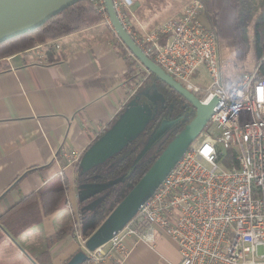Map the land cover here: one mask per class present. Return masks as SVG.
<instances>
[{"label":"crops","instance_id":"0c3cea01","mask_svg":"<svg viewBox=\"0 0 264 264\" xmlns=\"http://www.w3.org/2000/svg\"><path fill=\"white\" fill-rule=\"evenodd\" d=\"M179 11L139 0L128 18L134 30L146 32ZM51 42L59 49L37 43L0 59V218L6 214L0 223L7 230L0 227V264H40L45 251L50 264H65L81 251L72 234L47 246L56 231L85 218L79 213L75 159L144 89L137 88L142 66L134 65L105 22ZM30 195L34 199L25 201ZM24 211L36 220L18 226L22 221L15 214ZM179 261L176 243L156 232L152 247L139 241L123 262L102 264Z\"/></svg>","mask_w":264,"mask_h":264},{"label":"built area","instance_id":"2783aa9c","mask_svg":"<svg viewBox=\"0 0 264 264\" xmlns=\"http://www.w3.org/2000/svg\"><path fill=\"white\" fill-rule=\"evenodd\" d=\"M86 1L111 27L104 1ZM111 1L126 32L152 62L199 101L216 98L217 104L206 124L209 132L190 144L153 195L106 244L88 252L78 218L72 220V236L86 253L85 264L123 262L137 242L152 247L156 232L176 243L178 264H264V77H257L264 55L251 73L231 78L239 86L233 97H224L221 84L227 87L230 79L217 34L203 21L202 0H187L177 14L146 32L132 29L128 20L139 0ZM44 48L59 45L49 42ZM128 57L132 59L129 52ZM200 66L210 81L206 88L191 81ZM140 69L137 88L149 74Z\"/></svg>","mask_w":264,"mask_h":264},{"label":"water","instance_id":"95a60500","mask_svg":"<svg viewBox=\"0 0 264 264\" xmlns=\"http://www.w3.org/2000/svg\"><path fill=\"white\" fill-rule=\"evenodd\" d=\"M78 1L81 0H0V42L35 30ZM103 1L111 27L123 46L148 73L153 74L168 89L174 91L190 104L194 109V116L168 142L140 180L114 207L99 227L86 239L85 249L88 252H93L106 244L114 234L121 231L136 215L141 205L153 195L190 144L200 135L217 104L216 98L211 99L208 103L199 101L196 96L175 82L159 66L152 62L135 44L122 26L115 13L112 1ZM145 90L139 91L128 102L126 108L116 121L82 154L77 163V177L84 175L91 169L97 168L107 160L120 154L129 143L135 141L146 130L156 114H153V108L149 104L141 102L142 94ZM147 95L150 96L149 94ZM176 121L161 122L160 126L145 141L136 158L131 163V167H134L147 154L150 148ZM125 180V174H123L103 183L77 184L78 204L86 203L94 196L105 192L86 206V210L93 212L103 203L111 189L117 186L115 190L117 192L122 188ZM80 214L81 216L84 214L82 208H80ZM86 260L87 256L85 252L79 251L65 264H83Z\"/></svg>","mask_w":264,"mask_h":264},{"label":"trees","instance_id":"16d2710c","mask_svg":"<svg viewBox=\"0 0 264 264\" xmlns=\"http://www.w3.org/2000/svg\"><path fill=\"white\" fill-rule=\"evenodd\" d=\"M202 1L205 8L204 16L209 24L208 26L215 30L220 41V45L229 52L234 59L235 65H239L246 60L250 46H253L255 60L256 62H259L264 55V0ZM101 22V14L90 6L86 0L78 1L35 30L0 42V59L29 49L37 43H44L48 40L61 38L98 25ZM135 63L137 64L138 62L134 60V65ZM131 65V72H133V64ZM257 77H264V64L260 67ZM145 86L147 89L148 86H154L157 92L160 90L163 94L168 96L169 99H171L172 94L175 93L174 91L168 89L164 83L150 73L147 75L142 84V87ZM116 119L111 123V125L116 121ZM148 131H151V129L149 128ZM149 135H151V133ZM169 141L170 139L160 143L153 150V152L146 157V159L132 168L130 166L131 154L129 152H125L124 150V152H122V154L118 157V163L116 165H112L113 167L111 169H99L101 173L94 176L95 181L103 183L126 173V184L129 186V189L124 191L121 197L117 194L115 195L114 201H107L108 203L98 207L94 213L89 215L90 218L87 216L89 219L85 217L82 218L83 220H80L83 224L86 223V230L84 231L81 228V233H84L82 234L84 237H89L99 227L114 207L150 168ZM85 176H87V174L82 177H77V183L82 181L85 182ZM34 197V195H30L25 201L32 200ZM29 211H24L23 213L17 212L15 214V218H21L22 221H16V223L19 222L18 226L24 227L25 223H32L33 220H36V218L34 219L35 214ZM5 218L6 214L0 219L2 220ZM0 227L5 232L7 231L4 224L0 223ZM69 234H73L72 226H70V228L56 231L50 238H48L47 246L51 247L54 243L61 241ZM40 264H50L48 251L43 252L41 255Z\"/></svg>","mask_w":264,"mask_h":264},{"label":"flooded vegetation","instance_id":"af4514ba","mask_svg":"<svg viewBox=\"0 0 264 264\" xmlns=\"http://www.w3.org/2000/svg\"><path fill=\"white\" fill-rule=\"evenodd\" d=\"M141 98V102L149 104L153 108V114H156L154 117L153 121L149 124V126L146 128V130L133 142L129 143L127 147H125L120 154L116 155L115 157L107 160L104 164L98 166L95 169H91L89 172L85 173V182H79L77 184H82V183H102V182H97L95 181V175L101 173L99 171L100 168H106V170L111 169L113 166L118 163V157L122 154V152H129L131 154V163L133 160L136 158L137 154L139 153L140 149L142 148L143 144L145 141L152 135V133L160 126L162 121H175L177 120L172 127H170L167 132L150 148V150L147 152V154L140 159L134 166L138 165L140 162H142L146 157H148L151 152L162 142L172 139L194 116V109L193 107L188 104L183 98H181L179 95L176 93L172 94L171 99H169L168 96L163 94L160 90L156 93L155 87L153 89H150L148 91L147 88ZM160 91V92H159ZM149 94L150 96H148ZM153 94H156L158 97L152 96ZM157 98V99H155ZM151 129V131H148V129ZM151 133V135H149ZM130 163V164H131ZM131 166V165H130ZM132 168V167H131ZM105 172V171H103ZM90 174V175H89ZM125 178H126V173ZM121 174V175H123ZM82 175V176H84ZM119 175V176H121ZM80 176V177H82ZM118 176V177H119ZM126 185V180L123 183V187ZM122 187V188H123ZM117 186L113 187L108 194V196L105 198L103 203H101L100 206L105 204L109 199L113 198L115 195L118 194L119 191L114 192L116 190ZM122 188L120 190H122ZM105 192L101 193L100 195H96L93 198L89 199L86 203H82L79 205V213H80V208L83 209L84 214L83 216L87 217L90 214L94 213V211L100 207L98 206L93 212L90 210H86V206L96 200L99 196L103 195ZM113 195V197H112ZM110 202V201H109Z\"/></svg>","mask_w":264,"mask_h":264},{"label":"rangeland","instance_id":"374dc122","mask_svg":"<svg viewBox=\"0 0 264 264\" xmlns=\"http://www.w3.org/2000/svg\"><path fill=\"white\" fill-rule=\"evenodd\" d=\"M147 3H150V2H154L155 1V5L158 7V10H160V8H165V7H171L172 9H175V10H181L187 0H145ZM87 2V1H86ZM88 3V2H87ZM204 16V15H203ZM129 20V19H128ZM102 21H104L103 17H102ZM206 21V20H205ZM207 22V21H206ZM130 23V22H129ZM208 23V22H207ZM131 26V25H130ZM111 28V27H110ZM132 29H134L132 26H131ZM112 29V28H111ZM113 30V29H112ZM49 42H51V40H48L44 43H39V44H43V45H48ZM221 46V45H220ZM128 52V51H127ZM220 56H221V59L222 61H224V63L226 64L227 68H226V71H225V76L226 78L228 79H231L233 77H238L240 76L242 73H251L253 71V69L259 64L258 62H256L255 60V55H254V49H253V46H250V50H249V53L247 55V58L246 60L241 63V64H236L235 65V62H234V59L232 58V56L229 54V52L223 48L221 46V49H220ZM133 60H135L133 57H132ZM191 81L198 85L200 88H206L208 86V84L210 83L209 79H208V76L205 72V69L203 66H200L196 71L195 73L193 74V76L191 77ZM143 84V83H142ZM141 84V86H142ZM140 86V87H141ZM146 88V86L144 87ZM154 86H148V91L150 89H153ZM156 93H157V90H156ZM152 96L154 97H158L156 96V94H153ZM157 99V98H155ZM202 132L204 133H207L209 132V126L206 125L204 127V129L202 130ZM123 187V186H122ZM129 189V186L126 184L124 188H122V190H118V194H119V197L122 196L123 192L124 191H127ZM116 192V191H114ZM113 197V195H112ZM115 199V196L111 199H109L110 202L114 201ZM89 217V216H88ZM87 217V218H88ZM90 218V217H89ZM88 218V219H89ZM78 226L80 228V231L82 230H86L85 227H86V223H82V222H79V219H78ZM82 228V230H81ZM82 234H84L82 232ZM84 237V236H83ZM85 239H87L88 237H84ZM83 251V250H81ZM258 254H262L263 253V249L261 247L258 248Z\"/></svg>","mask_w":264,"mask_h":264},{"label":"clouds","instance_id":"9594fccd","mask_svg":"<svg viewBox=\"0 0 264 264\" xmlns=\"http://www.w3.org/2000/svg\"><path fill=\"white\" fill-rule=\"evenodd\" d=\"M238 86L239 85L237 81L230 79L227 82V87H225L223 83L221 84V88H223L224 90L221 91L220 94L224 97H233Z\"/></svg>","mask_w":264,"mask_h":264},{"label":"bare ground","instance_id":"6f19581e","mask_svg":"<svg viewBox=\"0 0 264 264\" xmlns=\"http://www.w3.org/2000/svg\"><path fill=\"white\" fill-rule=\"evenodd\" d=\"M201 133H202V132H201ZM201 133H200V134H201ZM194 141H195V140H194ZM194 141H193V142H194ZM85 254H86V253H85ZM86 261H87V260H86ZM86 261H85V262H86ZM83 264H84V263H83Z\"/></svg>","mask_w":264,"mask_h":264}]
</instances>
